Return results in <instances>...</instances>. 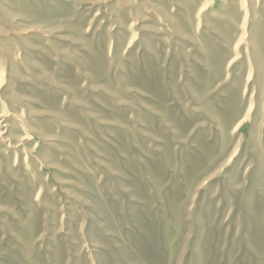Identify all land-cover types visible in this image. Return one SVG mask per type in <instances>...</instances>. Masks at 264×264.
Masks as SVG:
<instances>
[{"label": "rangeland", "instance_id": "obj_1", "mask_svg": "<svg viewBox=\"0 0 264 264\" xmlns=\"http://www.w3.org/2000/svg\"><path fill=\"white\" fill-rule=\"evenodd\" d=\"M0 116V264H264V0H0Z\"/></svg>", "mask_w": 264, "mask_h": 264}, {"label": "bare ground", "instance_id": "obj_2", "mask_svg": "<svg viewBox=\"0 0 264 264\" xmlns=\"http://www.w3.org/2000/svg\"><path fill=\"white\" fill-rule=\"evenodd\" d=\"M1 117V116H0ZM242 122V121H241ZM233 158V157H232ZM230 160V159H229Z\"/></svg>", "mask_w": 264, "mask_h": 264}]
</instances>
